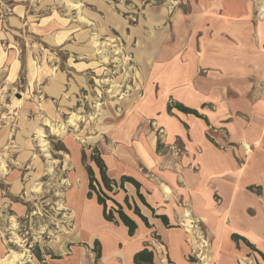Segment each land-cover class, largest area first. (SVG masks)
Listing matches in <instances>:
<instances>
[{"label": "crops", "instance_id": "1", "mask_svg": "<svg viewBox=\"0 0 264 264\" xmlns=\"http://www.w3.org/2000/svg\"><path fill=\"white\" fill-rule=\"evenodd\" d=\"M178 9L146 92L112 132L114 152L100 156L111 179L133 177L139 190L126 181L107 191L94 158L87 167L76 159L87 188L77 201L73 171L64 192L71 231L50 264H264V0H185ZM89 168L136 222L132 233L111 200L115 219L106 217ZM145 249L150 260L138 262Z\"/></svg>", "mask_w": 264, "mask_h": 264}, {"label": "rangeland", "instance_id": "2", "mask_svg": "<svg viewBox=\"0 0 264 264\" xmlns=\"http://www.w3.org/2000/svg\"><path fill=\"white\" fill-rule=\"evenodd\" d=\"M184 1L0 0L1 258L50 264L66 242L73 171L77 201L87 188L77 160L114 152L111 134L146 92Z\"/></svg>", "mask_w": 264, "mask_h": 264}, {"label": "trees", "instance_id": "3", "mask_svg": "<svg viewBox=\"0 0 264 264\" xmlns=\"http://www.w3.org/2000/svg\"><path fill=\"white\" fill-rule=\"evenodd\" d=\"M175 106L177 108H179L180 110L184 111V112H187V113H193V114H196L198 115V112L194 109H190L182 104H179V103H170V108L171 106ZM94 161L96 162V164L98 165V167L100 168V174H101V180H102V183H103V187L107 190V191H110L112 192L114 190L115 187H121L123 188L124 187V183L126 181H129L131 183H133L137 189L139 190L140 188V183L133 177H130V176H122V178L120 179V182H117L115 179H111L107 173H106V166H105V163L104 161L102 160V158L100 157V155L98 156H94ZM89 174H90V189L91 191L92 190H96V185L95 183H97L98 185V188H99V191H98V200L100 203H102L104 205V211H105V215L108 219H115V216L113 214V210L114 208H112L110 211L107 210V200H111L113 201V203L118 207L117 209V212L119 214V217L121 218V220L129 226V229H130V232L132 233L135 228H136V222L130 217L128 216L124 210H123V206L121 204H119L113 197L109 196L107 194V192H105V190H103V188L101 187V185L98 183V181L96 180V178L94 177V174H93V170L91 168H89ZM91 191H90V194H91ZM140 199L144 202V197L141 193H138ZM126 204L129 208H133L134 209V212L136 214H138L140 217H142L143 219H145L143 217V215L140 213V209L138 208L137 205H132L128 199H126ZM165 219V218H164ZM150 256H151V252L148 251L147 249L139 252L137 255H136V260L138 262L140 261H149L150 260Z\"/></svg>", "mask_w": 264, "mask_h": 264}, {"label": "bare ground", "instance_id": "4", "mask_svg": "<svg viewBox=\"0 0 264 264\" xmlns=\"http://www.w3.org/2000/svg\"><path fill=\"white\" fill-rule=\"evenodd\" d=\"M73 6H76V7H78L79 5L78 4H75L74 3V5ZM81 18V17H80ZM98 41H95V46H97L98 47ZM106 46V45H105ZM99 53H102V51L101 50H99ZM106 55V54H105ZM105 55H103V58L106 60L107 59V57L105 56ZM80 118H82V117H80V116H78V115H76L75 114V116H73L71 119H70V122L71 123H73V125H77V120H79ZM52 127V126H51ZM53 130L55 131V132H57V133H59V134H63V133H65L66 131V125H64V124H60L59 126H55V127H53ZM41 136L42 137H45L46 135L43 133V134H41ZM41 146L44 148V150H48V142L44 139V138H41ZM49 154V153H48ZM52 170V167H50V171ZM165 192H169V188H167V187H165ZM182 219H183V222H184V225L186 226V228H187V231L188 232H190L191 234H193V236H194V228H193V226H194V224L192 223V221L188 218V217H186V216H184V217H182ZM194 241L196 242V238H195V236H194ZM25 256V255H24ZM23 254L22 253H17V252H12L10 255H8L7 257H4V258H1L0 257V264H17V263H20V264H24L25 262H24V260H23Z\"/></svg>", "mask_w": 264, "mask_h": 264}, {"label": "built area", "instance_id": "5", "mask_svg": "<svg viewBox=\"0 0 264 264\" xmlns=\"http://www.w3.org/2000/svg\"><path fill=\"white\" fill-rule=\"evenodd\" d=\"M178 153H179V152H178ZM193 224H194V222H193ZM183 225H184V224H183ZM194 226H195V224H194ZM194 226H193V227H194ZM185 228H186V227H185ZM186 230H187V228H186ZM194 252H197V249H195ZM197 256L200 257V252L197 254Z\"/></svg>", "mask_w": 264, "mask_h": 264}]
</instances>
